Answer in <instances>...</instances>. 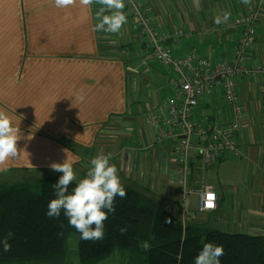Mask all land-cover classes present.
Returning <instances> with one entry per match:
<instances>
[{
  "label": "crops",
  "instance_id": "obj_1",
  "mask_svg": "<svg viewBox=\"0 0 264 264\" xmlns=\"http://www.w3.org/2000/svg\"><path fill=\"white\" fill-rule=\"evenodd\" d=\"M143 1L158 31L186 34L179 46L170 43L174 57L192 53L214 64L231 60L242 40L241 29L230 27L234 19L258 12L250 55L251 61L264 62V0L247 5L242 0ZM99 7L94 3L85 9L77 2L62 9L54 0H0V109L20 127L17 147L23 150L7 162L0 182L60 177L49 166L62 163L67 149L78 158L73 164L76 183L97 154L116 166L123 188L150 198L163 177L177 183L176 143L159 145L156 131L145 124L150 114L167 113L173 73L153 59L126 7L119 32L94 31ZM226 12L228 21L216 24L215 18ZM237 82L243 109L236 137L240 156L215 163H230L235 179L218 188L207 180L215 165L206 169L205 182L219 200L217 211L202 213L207 214L205 224L224 220L229 231L256 234L264 232V74ZM198 118L226 125L236 121V114L216 94L200 103ZM101 264L127 263L115 255Z\"/></svg>",
  "mask_w": 264,
  "mask_h": 264
},
{
  "label": "trees",
  "instance_id": "obj_2",
  "mask_svg": "<svg viewBox=\"0 0 264 264\" xmlns=\"http://www.w3.org/2000/svg\"><path fill=\"white\" fill-rule=\"evenodd\" d=\"M58 180L53 174L38 181L0 182V264H66L73 236L79 239V264H101L115 255L127 264H195L207 242L223 247L220 264H264V235L226 232L178 218L132 187L124 188L126 197L115 198V211L104 221V238L82 240L63 210L59 217L47 215ZM75 185H69V192ZM121 228L127 231L121 234ZM5 238L10 251H4Z\"/></svg>",
  "mask_w": 264,
  "mask_h": 264
},
{
  "label": "built area",
  "instance_id": "obj_3",
  "mask_svg": "<svg viewBox=\"0 0 264 264\" xmlns=\"http://www.w3.org/2000/svg\"><path fill=\"white\" fill-rule=\"evenodd\" d=\"M124 5L153 59L167 72L173 73L169 80L172 94L167 102V113L150 114L145 117V124L156 131L159 145L170 141L176 143L174 177L177 184L184 187L185 196H197L201 212H215L219 195L205 182V172L221 160L240 156L236 137L242 126L243 109L237 81L257 79L264 74V62L251 61L250 55L255 26L259 21L258 12L234 19L230 27L241 29L242 40L236 44L231 60L214 64L211 59L192 53L174 57L170 43L179 46L186 34L181 30L172 33L158 31L143 0H124ZM216 94L223 95L227 105L234 107L235 122L225 125L200 121V103ZM185 209L187 213V205Z\"/></svg>",
  "mask_w": 264,
  "mask_h": 264
},
{
  "label": "clouds",
  "instance_id": "obj_4",
  "mask_svg": "<svg viewBox=\"0 0 264 264\" xmlns=\"http://www.w3.org/2000/svg\"><path fill=\"white\" fill-rule=\"evenodd\" d=\"M79 3L82 8H89L98 4L101 7L96 11L98 23L94 31L117 33L126 23L123 12L124 0H54L57 8H69ZM245 5L250 0H242ZM230 13H224L223 17L215 18L216 24L226 23ZM21 139L20 127L16 126L12 117L3 109H0V172H6L7 162L18 158L23 152L18 149L17 141ZM28 139H31L28 137ZM66 159L62 163L53 162L50 168L60 172L57 183L54 184L55 198L48 203L47 215L59 217L61 210L68 218L69 224L80 233V239L85 241H98L104 238V221L108 212H114V200L117 196L126 197L127 193L122 187L117 168L109 163V157L97 154L90 161V168L84 178L77 181L75 187L69 192V185L76 180L73 164L78 159L65 149ZM107 210V212L105 211ZM121 234L127 228H121ZM146 250L147 243L142 245ZM4 251H10L11 245L8 239L3 240ZM224 249L212 242L204 243L201 251L195 257V264H220V257Z\"/></svg>",
  "mask_w": 264,
  "mask_h": 264
},
{
  "label": "rangeland",
  "instance_id": "obj_5",
  "mask_svg": "<svg viewBox=\"0 0 264 264\" xmlns=\"http://www.w3.org/2000/svg\"><path fill=\"white\" fill-rule=\"evenodd\" d=\"M231 168L232 167L230 163L225 165L216 164L214 167L208 170L209 172L207 174V180L214 183L215 186H217L218 188H220L221 186L227 187V182H228L227 180H231L233 176H235V174L232 175V173H230ZM34 181H38V180L35 179ZM22 182H26V181H22ZM158 185L159 188L155 189L154 193L151 194V196L152 198H156L164 208H168L179 218L183 219L184 217H186L187 219L190 218L191 221L194 220L201 224L207 223L206 221L207 214H203L198 210L199 208H198L197 196L193 194L185 196L184 187H182L180 184L174 183L170 176L163 177L159 181ZM186 205H187V209H189L187 210V213H185ZM186 214L188 216H186ZM227 223L228 222L221 220V223H219V225H215V224H209V225L217 229L219 228L226 232H232V230L229 231L228 229H226ZM241 233L253 234V233H249L247 230H243V232ZM253 235L254 236L264 235V232H258ZM78 242L79 239L76 236L70 238L68 245L70 252L69 259H74L79 261V256L77 251Z\"/></svg>",
  "mask_w": 264,
  "mask_h": 264
}]
</instances>
